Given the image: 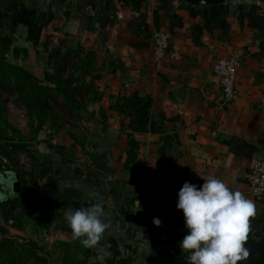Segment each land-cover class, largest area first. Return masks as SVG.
<instances>
[{
    "label": "crops",
    "instance_id": "1",
    "mask_svg": "<svg viewBox=\"0 0 264 264\" xmlns=\"http://www.w3.org/2000/svg\"><path fill=\"white\" fill-rule=\"evenodd\" d=\"M155 29L169 39L159 62L151 46ZM48 34L85 73L98 98L91 106L96 117L82 121L85 130L39 134L41 172L32 181L2 173L0 165V176L19 177V193L0 199V264H8L3 253L11 256L14 248L27 257L30 243L46 264H62L65 244L83 264H187L178 193L185 182L200 188L208 176L253 201L248 240L264 234V199L251 197L244 180L264 159V5L0 0V65L44 79ZM230 56L240 61L237 95L220 107L212 67ZM35 202L51 207L48 226L32 219ZM95 203L104 206L109 227L85 247L72 238L64 214ZM145 211L171 222L164 242L141 224Z\"/></svg>",
    "mask_w": 264,
    "mask_h": 264
},
{
    "label": "rangeland",
    "instance_id": "2",
    "mask_svg": "<svg viewBox=\"0 0 264 264\" xmlns=\"http://www.w3.org/2000/svg\"><path fill=\"white\" fill-rule=\"evenodd\" d=\"M254 1L264 5L261 0ZM45 40L49 73L44 79L29 78L9 68L6 70L7 65H0V165H4L1 172L11 170L28 179L38 177L41 172L35 156L39 134L53 136L65 129L85 130L82 121L96 117L91 106L98 98L91 92L85 73L74 69L66 45H59L58 52V48L54 49L52 34H48ZM99 116L103 117V114L99 113ZM29 210L33 220H40L48 226L44 217L53 214L50 206L35 202ZM30 244L27 257L14 248L11 256L3 253L2 261L8 264H46L47 258L41 254L38 256L36 245Z\"/></svg>",
    "mask_w": 264,
    "mask_h": 264
},
{
    "label": "clouds",
    "instance_id": "3",
    "mask_svg": "<svg viewBox=\"0 0 264 264\" xmlns=\"http://www.w3.org/2000/svg\"><path fill=\"white\" fill-rule=\"evenodd\" d=\"M200 188L185 182L178 193L177 209L183 212L188 234L179 243L182 251L189 253L187 264H240L249 257L245 247L249 239L250 218L256 208L239 190H232L221 179L208 176ZM13 173L7 179L0 176V199L16 195ZM65 220L72 238L83 246H95L106 229L104 206L65 212ZM157 226L158 219H154Z\"/></svg>",
    "mask_w": 264,
    "mask_h": 264
},
{
    "label": "built area",
    "instance_id": "4",
    "mask_svg": "<svg viewBox=\"0 0 264 264\" xmlns=\"http://www.w3.org/2000/svg\"><path fill=\"white\" fill-rule=\"evenodd\" d=\"M151 46L154 59L159 62L168 51L169 39L165 32L155 29L151 35ZM240 61L237 56L217 59L212 67L213 74L220 85V97L218 104L224 107L231 103L236 95V77ZM244 180L248 187V193L255 200L264 199V159L252 165L244 174Z\"/></svg>",
    "mask_w": 264,
    "mask_h": 264
},
{
    "label": "water",
    "instance_id": "5",
    "mask_svg": "<svg viewBox=\"0 0 264 264\" xmlns=\"http://www.w3.org/2000/svg\"><path fill=\"white\" fill-rule=\"evenodd\" d=\"M186 2L191 5L209 6L225 4L228 0H179ZM264 3V0H261ZM16 179V184L14 185V191L16 194L19 193V177L14 174ZM142 222L141 224H148L153 232L162 242L166 239L167 235L172 229L171 222L166 218L152 211H145L138 217ZM154 219L160 221V225L157 226L154 223ZM245 247L249 251V257L247 260L240 262V264H264V234L253 237L248 240Z\"/></svg>",
    "mask_w": 264,
    "mask_h": 264
},
{
    "label": "trees",
    "instance_id": "6",
    "mask_svg": "<svg viewBox=\"0 0 264 264\" xmlns=\"http://www.w3.org/2000/svg\"><path fill=\"white\" fill-rule=\"evenodd\" d=\"M37 55H38V53H37ZM7 68H9L11 71H16V72H18L20 74H24V75L28 76L29 78L32 77V75H29L24 70H22V69H20L18 67L9 66V67H6V70H7ZM6 73H7V71H6ZM7 75H8V73H7ZM70 135H71V137L73 139H76L73 133H71ZM19 177H21V176L19 175ZM30 180L32 181L33 178H30ZM64 247H65V251H64V255H63L62 261H61L62 264H83L84 263L82 260L80 261V260L75 259V257L70 253V248H71L70 245H68V244L66 245L65 244Z\"/></svg>",
    "mask_w": 264,
    "mask_h": 264
}]
</instances>
